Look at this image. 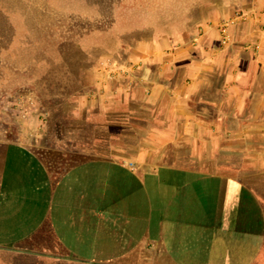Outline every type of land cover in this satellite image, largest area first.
Listing matches in <instances>:
<instances>
[{
    "label": "crops",
    "instance_id": "obj_1",
    "mask_svg": "<svg viewBox=\"0 0 264 264\" xmlns=\"http://www.w3.org/2000/svg\"><path fill=\"white\" fill-rule=\"evenodd\" d=\"M195 1L171 38L117 26L118 52L72 43L81 89L35 93L71 108L51 141L41 120L0 139L2 253L264 264V0Z\"/></svg>",
    "mask_w": 264,
    "mask_h": 264
},
{
    "label": "rangeland",
    "instance_id": "obj_2",
    "mask_svg": "<svg viewBox=\"0 0 264 264\" xmlns=\"http://www.w3.org/2000/svg\"><path fill=\"white\" fill-rule=\"evenodd\" d=\"M202 3L195 0H0V139L16 137L24 128L29 133L26 136L34 138L36 122L41 120L48 127L44 137L48 143L51 141L55 132L53 125L64 122L61 117L71 108L59 98L43 100L35 93L46 97L47 85L52 87L50 94L81 89L77 75L75 80L72 75L68 76L62 63H70L73 67L69 69L77 73L74 65L83 61L84 52L72 43L82 41L85 46L101 43L118 52L121 42L117 26L121 31L150 25L151 29L164 32L160 36L171 38L176 31L199 20L197 15L201 14ZM34 255L0 251V264H36Z\"/></svg>",
    "mask_w": 264,
    "mask_h": 264
},
{
    "label": "trees",
    "instance_id": "obj_3",
    "mask_svg": "<svg viewBox=\"0 0 264 264\" xmlns=\"http://www.w3.org/2000/svg\"><path fill=\"white\" fill-rule=\"evenodd\" d=\"M58 44H60V45H64L63 42H62V43H58ZM75 48H76V47H75ZM76 49L78 50V48H76ZM68 64H69V68H72V67H73V65L71 66L70 63H68ZM80 64H83V61H78V64H77L76 66L74 65V67L79 69L80 66H81ZM78 69H77V70H78ZM51 88H52V87H49V86L47 85V89H46V90H48L47 94L52 93V92H51Z\"/></svg>",
    "mask_w": 264,
    "mask_h": 264
}]
</instances>
